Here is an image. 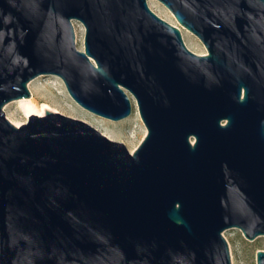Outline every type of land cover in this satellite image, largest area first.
<instances>
[{
    "label": "water",
    "instance_id": "1",
    "mask_svg": "<svg viewBox=\"0 0 264 264\" xmlns=\"http://www.w3.org/2000/svg\"><path fill=\"white\" fill-rule=\"evenodd\" d=\"M159 1L206 53L149 0H0V264H233L224 231L264 236V0ZM43 75L107 119L137 107L141 144L12 122Z\"/></svg>",
    "mask_w": 264,
    "mask_h": 264
},
{
    "label": "rangeland",
    "instance_id": "2",
    "mask_svg": "<svg viewBox=\"0 0 264 264\" xmlns=\"http://www.w3.org/2000/svg\"><path fill=\"white\" fill-rule=\"evenodd\" d=\"M150 1L151 0H149V4H150ZM153 3H155L154 7H152L151 5L150 6L157 14H159L161 17H163L164 19L168 20L171 23L174 22L176 25H178L181 28V30H183L182 33H183L184 40L187 46L191 50L197 53L207 52V49L204 43L193 32H191L186 27L181 25L175 18L174 14L170 11V9H168L159 0H154ZM74 25H75V29L80 28L79 30L80 33L76 30L77 46L79 49L84 50L85 49V42H84L85 41V31H86L85 26L81 21H78V20L74 21ZM184 34L186 37L184 36ZM36 79H37V82H39L38 83L39 88H41L40 91L36 92L35 94V98L39 99L40 109L44 110L42 106L43 101L48 102V104L50 105V108L49 107L45 108V112L43 115H45L48 111H55V109H59V111L67 115L73 116V117H77L81 119L85 118L84 120H86V118H89L86 121H88L89 123L92 122L91 124H93L97 128L101 129L102 128L101 125H102L104 128H108L111 132L113 131L112 132L113 134L115 132L116 136L114 135V137H111V138L125 142L131 151H134L141 144L142 140L147 134V132L145 133L146 127L141 119V116H140V113L137 107H135V111L127 119L120 120V121L110 120L98 114H95L87 109L85 110V108L84 109L81 108L79 104L70 95V93L68 92L66 88L64 81L59 76L43 75ZM41 85H45V87ZM46 88H47V91H46ZM42 94L43 95L46 94V95L43 96ZM13 101L15 102L10 101L12 102L11 106L8 109H5L8 118L11 121L12 119L13 120L20 119L26 122L30 115H28V113H26L22 109L20 102L16 100H13ZM101 131L104 132V130L102 129ZM224 235L227 238L229 245H230L233 264H257V251L259 249H264V236H259L255 240H250L244 236L243 232L239 228H236V227L227 229L226 231H224Z\"/></svg>",
    "mask_w": 264,
    "mask_h": 264
},
{
    "label": "bare ground",
    "instance_id": "3",
    "mask_svg": "<svg viewBox=\"0 0 264 264\" xmlns=\"http://www.w3.org/2000/svg\"><path fill=\"white\" fill-rule=\"evenodd\" d=\"M154 2V0H151L150 1V5L152 6V7H154V4L156 3H153ZM172 23H174V22H172ZM175 24V23H174ZM78 32H79V30H80V28H78V29H76ZM187 30V29H186ZM189 30V29H188ZM183 31V30H182ZM185 32V31H184ZM80 33V32H79ZM78 33V34H79ZM184 36H185V34H184ZM186 37V36H185ZM189 38V37H188ZM202 53H205V52H202ZM38 83L39 82H37V79H34L33 81H31L30 83H29V88L31 89V91H32V96L31 97H28V98H22V99H18V100H16V101H18V102H20V105H21V107H22V109L26 112V113H28V115H31V114H37V115H43L44 114V112H45V108L47 107H49L50 108V105L48 104V102H46V101H43L42 102V106H43V109L44 110H41L40 109V102H39V99H37V98H35V94H36V92H39L40 91V89L41 88H39V85H38ZM41 86H44L45 87V85H41ZM43 87V88H44ZM46 91H47V88H46ZM48 92H50V91H48ZM44 93V92H43ZM41 94V93H40ZM47 94V93H46ZM46 94H42L43 96H45ZM38 96V95H37ZM40 96V95H39ZM42 97V96H41ZM39 98V97H38ZM46 98V97H45ZM43 99V98H42ZM12 102H15V101H12ZM12 102H10V103H8L6 106H5V109H8L10 106H11V103ZM77 106V105H76ZM79 106L81 107V108H83L84 109V107H82L80 104H79ZM76 109V108H75ZM74 109V110H75ZM86 110V109H85ZM55 111H59V109H55ZM80 111V110H79ZM61 112V111H60ZM136 112H138V111H136ZM76 113H78V112H76ZM93 114V113H92ZM139 114V113H138ZM86 115V114H85ZM91 118V117H90ZM140 118V117H139ZM85 119V118H84ZM89 118H86V120H88ZM101 119V118H100ZM91 120V119H90ZM89 120V121H90ZM12 121L15 123V124H17V125H20V124H22L23 122H25V121H23V120H13L12 119ZM98 121V120H97ZM100 121V120H99ZM91 122V121H90ZM92 123V122H91ZM101 123V122H100ZM96 125V124H95ZM102 127V128H101ZM101 129L102 130H104V132L108 135V136H110V137H114V135H115V132H114V134L108 129V128H104L102 125H101ZM100 129V130H101ZM147 131H146V129H145V133H146ZM116 136V135H115Z\"/></svg>",
    "mask_w": 264,
    "mask_h": 264
}]
</instances>
